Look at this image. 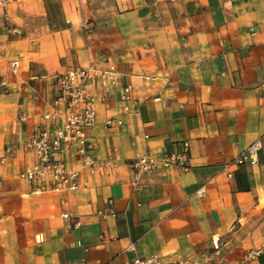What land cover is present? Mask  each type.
<instances>
[{"label":"crops","instance_id":"1","mask_svg":"<svg viewBox=\"0 0 264 264\" xmlns=\"http://www.w3.org/2000/svg\"><path fill=\"white\" fill-rule=\"evenodd\" d=\"M6 18L16 33L0 30V264H173L214 236L220 264H264V0H11ZM71 65L120 73L90 132L91 155L119 165L83 170L75 191L35 192L19 175L32 160L23 142L56 90L30 77ZM125 85L137 108L106 129ZM184 140L188 171L159 168L132 188L127 162L161 161ZM256 140L257 164L228 178L225 164ZM63 158L80 166L72 149Z\"/></svg>","mask_w":264,"mask_h":264},{"label":"built area","instance_id":"2","mask_svg":"<svg viewBox=\"0 0 264 264\" xmlns=\"http://www.w3.org/2000/svg\"><path fill=\"white\" fill-rule=\"evenodd\" d=\"M11 0H0V13L5 19L0 26L2 33H16V28L6 18V12ZM21 64L18 59L9 63V70L16 74ZM119 72L115 66L99 68L95 65H71L60 73L51 75H33L30 79H47L55 87L56 94L52 97L49 110L40 115V120L30 125L28 136L23 142V149L30 154L32 160L27 162L20 177L34 185L35 192H66L75 191L87 186L80 180V174L86 170L89 174L110 176L119 165L112 160H97L91 155L92 143L90 132L97 125V108L109 96L112 86L116 83ZM264 85V82H263ZM0 87H6L0 81ZM120 115L108 116L103 120L106 129H114L122 125V116L134 113L138 100L134 98L131 87L125 85L118 91L117 99ZM26 115L20 117L26 121ZM72 149L80 157L78 168H69L63 158ZM261 141L256 140L242 150L223 170L228 178L232 174L230 166L248 164L253 166L258 162ZM10 146L4 148L5 154L11 153ZM4 157L1 159L3 160ZM189 143L184 140L179 143V149L163 160H158L149 152L127 162L132 172L131 186L137 190L145 176L153 174L159 168L175 167L183 172L189 170ZM67 217V214L63 215ZM221 247L219 237H212L210 250L200 256H188L174 260L173 264H220L216 258ZM129 264H167L161 255L145 258H135Z\"/></svg>","mask_w":264,"mask_h":264}]
</instances>
